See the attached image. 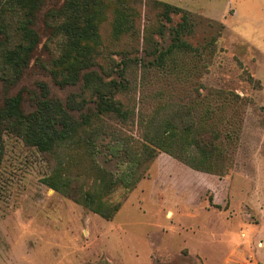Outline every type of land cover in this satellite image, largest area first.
Returning a JSON list of instances; mask_svg holds the SVG:
<instances>
[{
	"label": "rangeland",
	"instance_id": "1",
	"mask_svg": "<svg viewBox=\"0 0 264 264\" xmlns=\"http://www.w3.org/2000/svg\"><path fill=\"white\" fill-rule=\"evenodd\" d=\"M64 1L48 0L39 25L50 8ZM101 2L102 9L95 7L93 13L98 40L90 42L98 63L117 70L124 58L134 60L126 75L130 91L118 97L133 115L125 124L105 119L93 145L92 162L120 178L108 199L122 206L106 220L48 187L44 179L53 174L54 157L5 131L0 264H264V0ZM24 3L10 9L0 2V41L8 50L21 42L24 15L18 8ZM165 3L188 16L183 47L166 56L162 67H143L137 62L143 50L154 53L157 44L167 49L171 27L183 23L181 16L168 23ZM119 13L129 33L115 36ZM162 27L167 28L164 37ZM43 45L50 54L48 70L53 59L76 62L66 38L44 36ZM0 79L10 82L11 95L23 88L38 95L42 82L61 98L66 95L52 86L49 75L16 83L2 51ZM163 105L168 112L191 108L195 125L206 129L214 156L221 159L214 163L215 172L197 170L183 161L196 156V147L185 152L186 140L179 138L169 153L158 150L139 170L143 178L126 190L123 174L135 170L133 141L143 138L145 124ZM91 184L88 177L74 182L85 192Z\"/></svg>",
	"mask_w": 264,
	"mask_h": 264
},
{
	"label": "trees",
	"instance_id": "2",
	"mask_svg": "<svg viewBox=\"0 0 264 264\" xmlns=\"http://www.w3.org/2000/svg\"><path fill=\"white\" fill-rule=\"evenodd\" d=\"M18 1L0 0L10 9H14ZM47 1L25 0L22 8H18L19 13L24 15L21 42L8 50L4 48L5 43L0 41V52L3 53L4 64L16 75V83L39 75H49L55 82L52 86L66 95L61 98L48 89L45 82L38 85L41 90L38 95L32 96L31 93L35 91L29 88L11 95L10 82L0 79V160L4 149L3 134L12 131L28 145L54 157L56 166L53 174L44 179L48 187L102 218L111 220L122 206V202L113 203L108 199L117 189L120 178L92 162L97 152L93 145L102 133L105 119L115 118L125 124L133 115V110L118 97L130 91L126 75L134 60L124 58L121 66L117 64V70L113 67L105 69L98 63V53L90 48V42L98 40L93 13L96 12L95 7L102 9L101 0H65L61 6L55 5L45 13L42 21L44 25L40 26L39 15ZM141 1L146 6L151 0ZM163 6L169 24L173 23V16H181L183 23H180V28L171 27V45L167 49L157 44L154 53L145 50L144 54L143 50L141 59L137 61L143 67L153 64L162 67L166 56L184 44L182 36L186 35L184 23L188 21V16L177 6L168 3ZM52 21L56 25H52ZM126 25L124 15L119 13L114 27L115 36L129 33ZM162 29L160 35L164 37L167 28ZM48 35L51 38L64 37L70 42L71 46L66 48L68 53L71 51L76 54L74 64L53 59L48 70L46 65L50 61V54H47L46 45L40 47L42 37ZM144 40L148 42L146 37ZM42 54H46L45 59ZM151 55L156 57L151 60ZM146 58L149 60L146 61ZM167 108L164 105L160 107L158 113L145 124L143 138L138 142L133 141L130 163L135 166V170L132 175L123 174L124 189L132 190L143 178L139 170L155 158L158 150L169 153L168 149L179 138L186 140L185 152L192 145L196 147V156L183 159L188 165H194L193 168L211 172L214 171V163L219 161L218 158L221 159V156H214L206 129L202 126L198 130L195 125L191 108L181 107L169 112ZM72 170L76 173H71ZM78 177L92 179L88 191L74 185Z\"/></svg>",
	"mask_w": 264,
	"mask_h": 264
}]
</instances>
